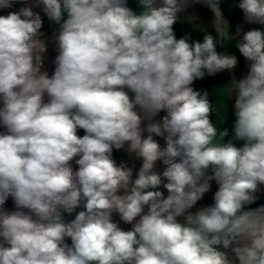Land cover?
Masks as SVG:
<instances>
[{"label": "clouds", "instance_id": "9594fccd", "mask_svg": "<svg viewBox=\"0 0 264 264\" xmlns=\"http://www.w3.org/2000/svg\"><path fill=\"white\" fill-rule=\"evenodd\" d=\"M16 4L0 15V264H264V207L243 210L264 185V32L238 39L213 5L212 35L184 15L189 0H139V14L125 0H0V10ZM38 6L60 24L51 76ZM240 8L264 23V0ZM178 22L202 38H177ZM233 41L248 62L227 86L240 147L223 142L211 94L192 87L237 65L217 52ZM125 145L142 161L135 178L112 159ZM212 180L214 203L191 212Z\"/></svg>", "mask_w": 264, "mask_h": 264}, {"label": "crops", "instance_id": "0c3cea01", "mask_svg": "<svg viewBox=\"0 0 264 264\" xmlns=\"http://www.w3.org/2000/svg\"><path fill=\"white\" fill-rule=\"evenodd\" d=\"M132 3H134L137 6V10L135 11L137 14H139L142 11V8L139 4V0H130ZM30 3H35V0H30ZM157 3H159V0H157ZM215 5L220 13L222 18L227 22L229 31L231 34H236L237 30L240 29V36L237 37L242 38L243 35V23L240 20V12L236 5V3H229L225 6H220L219 4L211 1V0H189V7L184 15H191L196 18V21L198 24H202L208 33L215 35V29L213 27L214 22V13L212 11V6ZM23 6V5H22ZM21 6V7H22ZM9 9H2L0 10V15H7ZM34 12L39 13L42 19V28L41 32L43 33V36L48 33L49 27L46 20V15L43 12L42 6L34 7ZM63 19H67V13H64ZM63 23V20L61 21V24ZM184 26H192L189 23H182ZM55 28L60 31V24L55 23ZM252 29L254 30H260L261 32H264V23H261L259 21H255ZM43 36L41 38H43ZM228 53L231 55L236 56L237 58V65L234 68L231 69H223L217 71L214 75H207V72L205 70V77L202 80H196L192 87L195 89L201 85V84H207L209 85L213 90V103L214 107L216 109L214 113V123H216L217 127H223L228 130V136L223 138V142H228L229 140H232L233 143L236 144L237 147H240L243 145V141H237L234 139V133H233V124L235 121L234 116V97L227 98L228 95V88L227 86L231 84L234 80L239 81L240 79L244 78L248 73V62L245 60V58L240 54L239 50L235 47V42H229L225 47H223L222 53ZM58 54L55 53V48L53 45L49 47V54L46 57L45 65L42 67L41 71H46L49 76L52 75L54 71V64L53 61L55 57ZM129 95H133L131 92H129ZM45 101H47V96H45ZM166 115V112L161 111L159 114H157L154 117L155 121L162 120V118ZM224 120L223 124L222 121ZM147 123V122H145ZM6 130L0 126V133L5 132ZM78 135L83 136L84 131L82 129L78 130ZM145 136L147 133L145 132ZM166 135V134H165ZM154 139L159 143L161 149H163L166 146V141L164 136H154ZM117 166L123 164L128 168H131L133 170V178H135L136 173L138 172L139 168L141 167V159L135 157L134 155H130L127 152V145H125L124 148L120 150L115 149V154L112 158ZM178 162V161H177ZM70 165L72 167L73 172H75L78 169V165L75 164V160L70 162ZM167 166L163 164L162 160H158L155 163L154 171L162 174ZM211 169L208 170V175H211ZM167 181L164 180L162 177V184L159 186L157 190L163 192L164 197H167L168 192L163 187V184ZM210 190L202 197L200 201L197 202L196 205L202 204L203 206H209L214 203V193L216 190H218V184L215 180L210 181ZM253 197L258 199H264V185H259L258 189L252 193ZM8 204L5 205V208L9 211H13L14 209V203L12 199H9ZM196 205L190 210L193 211V209L196 207ZM83 210V208L76 209V212H79ZM243 210H249L248 208H244ZM27 212V210H24ZM76 212L72 213L71 215L64 213V218H67L69 220L74 219ZM35 218V217H34ZM112 221L118 225V227L121 230L129 231L132 228V224H128L123 222L120 219V216L118 213H113L111 217ZM178 220L183 223L184 218L180 217ZM2 239V238H0ZM67 239V238H66Z\"/></svg>", "mask_w": 264, "mask_h": 264}, {"label": "trees", "instance_id": "16d2710c", "mask_svg": "<svg viewBox=\"0 0 264 264\" xmlns=\"http://www.w3.org/2000/svg\"><path fill=\"white\" fill-rule=\"evenodd\" d=\"M211 1L219 4L220 6H225V5L229 4V3H233L234 2V3H236V5L238 7L239 12L242 11V9L240 8L241 0H211ZM125 4H126L127 7L132 9L134 12L137 10V6L134 3H132L130 0H125ZM21 6H22V4H16L14 9H9V10L10 11L11 10H16V9H19ZM174 30H175V33L177 35V38L185 35L186 33L191 34L194 39H201L202 38L201 33L198 32V31H194L192 26H184L182 23H179V22L176 25H174ZM250 30H253V29L251 27H243L242 28L243 32H247V31H250ZM217 52L222 53L223 52V47L218 46L217 47ZM196 90H207L211 94L210 98L213 99V90H212V88L209 85L201 84V85H199L196 88ZM212 119H213V122H214V115H213ZM114 154H115V149H113L112 158H113ZM6 204H8V202H6ZM260 207H264V199H258V198H255V197H254V201L252 203L244 205V208H248L249 210H254V209H257V208H260ZM191 212H193V211H191ZM64 219L66 221H70L67 218H64ZM66 243L71 244L70 239H66Z\"/></svg>", "mask_w": 264, "mask_h": 264}, {"label": "built area", "instance_id": "2783aa9c", "mask_svg": "<svg viewBox=\"0 0 264 264\" xmlns=\"http://www.w3.org/2000/svg\"><path fill=\"white\" fill-rule=\"evenodd\" d=\"M239 18H240V20L243 23V27H251L252 28L254 22H250L248 20V18L246 17L245 13L243 12V10L240 12ZM46 20H47V24H48V27H49V31L42 38V39H45L47 41V43H48V50H47V53L45 54V62H46V57L49 54V47L51 45L54 46L55 53L58 54V52H57V45H56V43L54 41H55V36L58 35V33H59V30H57L55 28V26H54L55 22L49 20L48 17H46ZM45 62L43 64V66L45 65ZM201 207H202V204L196 205V207L193 209V212H196Z\"/></svg>", "mask_w": 264, "mask_h": 264}, {"label": "water", "instance_id": "95a60500", "mask_svg": "<svg viewBox=\"0 0 264 264\" xmlns=\"http://www.w3.org/2000/svg\"><path fill=\"white\" fill-rule=\"evenodd\" d=\"M217 191V190H216Z\"/></svg>", "mask_w": 264, "mask_h": 264}]
</instances>
